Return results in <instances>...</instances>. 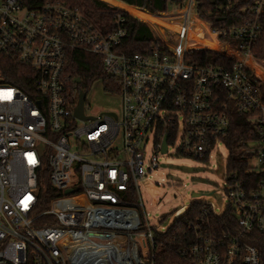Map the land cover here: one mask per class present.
Wrapping results in <instances>:
<instances>
[{"label": "built area", "instance_id": "2783aa9c", "mask_svg": "<svg viewBox=\"0 0 264 264\" xmlns=\"http://www.w3.org/2000/svg\"><path fill=\"white\" fill-rule=\"evenodd\" d=\"M196 6L197 0H182L168 12L142 9L177 16L166 19L177 30L153 34L147 26L155 43L127 54L115 50L127 36L122 14L104 32L59 2L0 0V264H153L154 234L165 230L138 214L137 183L171 147L208 161L221 143L229 155V106L250 122L239 153L243 176L227 172L228 159L223 174L236 225L217 230L189 223L195 241L178 254L192 264H263L247 241L252 231L264 236V103L251 73L262 80L247 61L264 64L250 52L264 0L253 2L250 22L227 29L213 28ZM194 19L206 26L198 35L215 40L216 49L188 46ZM226 38L240 41L239 49ZM205 49L234 65L184 62L189 52ZM74 53L101 57L104 72L118 82L117 111L75 115L78 92L71 95L64 73ZM15 62L25 69L18 74L24 89L7 82ZM45 180L56 195L39 212Z\"/></svg>", "mask_w": 264, "mask_h": 264}, {"label": "trees", "instance_id": "16d2710c", "mask_svg": "<svg viewBox=\"0 0 264 264\" xmlns=\"http://www.w3.org/2000/svg\"><path fill=\"white\" fill-rule=\"evenodd\" d=\"M26 5H36L44 2H59L72 8H76L88 17L100 30L111 32L115 29L114 18L117 14L124 16L123 27L126 29L127 36L120 46L115 50L127 54L142 53L149 46L155 43L152 33L147 25L140 21L143 10L149 13L168 12L172 7L180 5L182 0H22ZM102 1V2H101ZM255 0H197L196 13L198 16L208 22L213 28L237 27L245 22L252 20L250 8ZM113 6V7H109ZM128 12L131 14H127ZM126 12H124L123 10ZM143 9V10H141ZM133 15V16H132ZM137 18H135V17ZM153 16V29L166 28L173 30V22H167L165 16ZM140 19V20H139ZM261 32L258 38L253 42L250 48L251 55L264 61V11L260 16ZM196 26V27H195ZM202 28L206 30L205 24L195 19L193 28ZM188 39L194 40L195 45L191 48H209L216 49L218 46L214 40L203 38L195 35L194 31H190ZM232 47L239 49L240 41L226 38ZM205 49L200 52L191 51L184 57V62L192 65L211 64L222 66L230 69L235 60L229 59L224 55ZM247 63L254 68L259 78L264 81V64L260 62L254 63L251 59ZM21 66V67H20ZM12 72L7 78V82L24 89L18 74L25 69L18 63H13ZM247 71H249L247 69ZM5 72V69H4ZM65 76L68 78L67 87L72 96H76L77 92L84 91L96 80L102 83L103 91L110 95L118 93V82L115 78L108 76L102 67V59L97 55L88 53H74L65 66ZM250 73V72H249ZM14 75V76H13ZM256 87L259 90L260 99L264 103V82L250 75ZM79 79V83L75 80ZM228 119L230 123L229 135L226 138V144L229 147L228 161L226 165L227 172L237 169V175L243 176L242 172L246 168L239 160L240 148L242 141L247 139V133L250 130V122L246 114L238 113L233 106H229ZM55 191L50 183L45 180L38 187V206L39 212L48 208L49 201L54 197ZM160 223L164 220L160 219ZM199 224L204 222V226L209 228H232L235 224L234 216L226 209L220 215L212 213L209 205L200 202H192L186 213L173 223L162 233L154 234V249L149 257L153 264H192L190 261L179 256L178 251L195 241V233L189 228L190 224ZM47 224V222H42ZM202 225V224H201ZM236 225V224H235ZM247 241L254 245L260 255L261 262L264 264V236L256 231H252Z\"/></svg>", "mask_w": 264, "mask_h": 264}, {"label": "rangeland", "instance_id": "374dc122", "mask_svg": "<svg viewBox=\"0 0 264 264\" xmlns=\"http://www.w3.org/2000/svg\"><path fill=\"white\" fill-rule=\"evenodd\" d=\"M126 11L128 12L127 9ZM153 19V16L146 12L141 16V20L147 23L152 32ZM197 30L198 28L192 29L195 35H198ZM187 42L189 47L196 44L190 39H187ZM83 109L86 115L93 117L103 112L117 111L119 98L105 93L101 81L96 80L85 92ZM148 155H150L149 150H147ZM227 159L228 151L221 143H218L216 149L211 152L208 161L183 156L174 153L173 147L169 148L168 154L158 157V169L137 183L140 195L137 201L139 204L141 200L143 205V208L137 207L138 214L140 216L146 214L151 226L164 231L174 220L186 213L192 202L205 203L210 205L216 214L223 213L228 205L226 183L223 178ZM192 194L199 196L193 197ZM160 219L164 221L160 223Z\"/></svg>", "mask_w": 264, "mask_h": 264}, {"label": "water", "instance_id": "95a60500", "mask_svg": "<svg viewBox=\"0 0 264 264\" xmlns=\"http://www.w3.org/2000/svg\"><path fill=\"white\" fill-rule=\"evenodd\" d=\"M135 17V16H134ZM135 18H137V17H135ZM138 19V18H137ZM75 82L76 83H79V79H76L75 80ZM84 97H85V93L83 92V91H79L78 92V104H77V107H76V109H75V115L77 116V117H84L85 118V116L83 115V104H84ZM165 150H166V147H165V140H164V142H163V148H162V152H165ZM192 196L193 197H198L199 196V194H192Z\"/></svg>", "mask_w": 264, "mask_h": 264}, {"label": "bare ground", "instance_id": "6f19581e", "mask_svg": "<svg viewBox=\"0 0 264 264\" xmlns=\"http://www.w3.org/2000/svg\"><path fill=\"white\" fill-rule=\"evenodd\" d=\"M148 14V13H147ZM149 15H152V14H149ZM154 16H156V15H154ZM183 17H184V15H182ZM174 17H177V16H174ZM183 19H185V17L183 18ZM194 22H193V24H192V27H193V25H194V23H195V19L193 20ZM158 28V27H157ZM177 30V27L175 26V25H173V30L172 31H176ZM191 31V30H190ZM189 31V32H190ZM189 32H188V35H189ZM188 35H187V38H188ZM211 39V38H210ZM211 40H213V39H211Z\"/></svg>", "mask_w": 264, "mask_h": 264}, {"label": "flooded vegetation", "instance_id": "af4514ba", "mask_svg": "<svg viewBox=\"0 0 264 264\" xmlns=\"http://www.w3.org/2000/svg\"><path fill=\"white\" fill-rule=\"evenodd\" d=\"M84 92V91H83ZM85 93V92H84Z\"/></svg>", "mask_w": 264, "mask_h": 264}, {"label": "crops", "instance_id": "0c3cea01", "mask_svg": "<svg viewBox=\"0 0 264 264\" xmlns=\"http://www.w3.org/2000/svg\"><path fill=\"white\" fill-rule=\"evenodd\" d=\"M142 10V9H141Z\"/></svg>", "mask_w": 264, "mask_h": 264}]
</instances>
